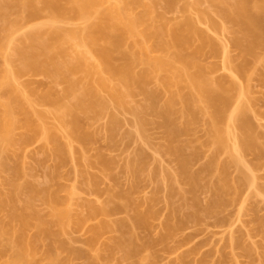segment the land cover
Here are the masks:
<instances>
[{
  "label": "rangeland",
  "instance_id": "obj_1",
  "mask_svg": "<svg viewBox=\"0 0 264 264\" xmlns=\"http://www.w3.org/2000/svg\"><path fill=\"white\" fill-rule=\"evenodd\" d=\"M134 1L137 3L126 7L123 0H103L98 7L100 12L96 10L95 12L97 13H91L85 18H77V16L72 17L71 14H69L71 17L65 15L68 13L66 7L67 12L65 10L64 12L66 13H62V15L64 14L65 16L61 19L55 18L56 20L53 19V16V20L50 18L51 15H53L51 12L43 10L36 15H34L36 11H32L34 16H31L32 12L30 16H28L30 9L28 10L26 8H20L9 15L8 19L16 21L17 26L14 31L10 33V41L8 40L9 45L6 44V46L0 50V71L3 70L4 72L2 73L5 74V76H3L4 78L1 77L2 79H0V87L2 91L8 92L10 90L8 87L10 86L9 83L12 84L14 88L12 92L19 96L17 104L24 106L26 110H28L29 115H26V120L29 118L27 116H30L29 121L32 127L28 124V127L30 126L31 128H24L27 126L26 123L29 122H26L25 126L24 124L22 125V123H24L23 119L25 118H23L22 115L19 116L20 113L18 112V120L22 121V123L20 124L19 121L20 126L17 128L14 126L12 129L13 136L10 134V138L11 136L13 138H11L12 144H7L9 147L5 145L6 142L2 145L3 147L0 145L2 149L6 146V148H4V157L1 155L2 163L4 164H0V198H3V204H1L2 206L0 205V224L2 225L0 226L3 228L5 227V230H7H4L6 235L1 233L3 236L0 235V244L8 246L9 240L12 242L18 234V238L23 237L24 239H22V241H30L29 244L33 246V248H31L34 253L32 257L29 258V261L32 262L34 260L35 264L37 262L39 264H49V259L47 257H49L51 253L54 254V251L58 249L59 253H56L58 261L55 259L53 263L52 259H50V264H58V262H61L63 259L64 262L62 261L61 264H94L95 261V264H130L132 263L130 259L133 260L134 258L133 264H264V234H262L261 231L262 228H264V224H262L264 223V156H260V159L256 152L253 151V153L251 150L249 151L247 149L243 150L242 147H240L241 145L239 146L241 143L239 141H242L240 139L243 137L241 135L242 133H240L241 131H239L240 129H238L239 124L235 121H231L232 116L231 118L229 117L230 122L225 118L227 122L222 121L223 123H221L228 132H226L228 134L226 150H230L227 151L228 153H232L233 151L234 153L232 154L236 159L238 157L240 160L237 159V161H239V169L237 170V166L235 168L232 167V164L229 166L226 165L229 169L225 167L227 171L224 169L223 175L225 176V181L228 180L227 184L231 186L229 187L232 190L229 191L232 193L229 194V192H227L229 195H223V199L228 201L227 203L224 202L225 204H221L222 206L224 205L223 207L217 205V208L213 207L209 209L210 207L208 205L211 203L209 201L215 200V196L214 193H211V189L210 191L208 190L210 188H208V186L215 181V178L218 179V174H220V172L218 174L212 172V174L215 175L208 173V176L206 175L207 173H205V175L202 174V182L199 183L201 185H199L198 188H194L197 189V192L187 191L189 189L187 188L188 186L178 177V159L173 153L170 154L166 151L169 144L165 142V129H163L164 127L161 128V118H157V115L149 114V112L146 113L147 116L144 115V118L146 116V118L150 120L145 119L150 122L147 126H144L143 129L139 130L137 124H135V122H138V119L136 120L137 116L127 111V108L123 110L114 105L115 102H112L114 100L109 97L110 95L105 89L102 87L100 88V83L103 82L106 86L113 87L116 85V81L104 73V71L99 70V62L96 57L90 54V51L88 50V52L85 48V45L86 47H88V45L87 43L85 44L86 41L84 42L82 40V36L83 33H86V29L89 28L90 25L96 23L97 14L101 13V11L110 7H116L121 10V12H125V14L137 16L143 11L142 6L146 4L149 7H147V9H149V21H151L155 27H158L157 30L160 29L161 34H159L163 35L160 36L163 40L166 39L170 41L171 37L175 34L177 35V33L179 34V32H182V34L185 33V35L187 34L186 36L188 37H185V35L184 37L188 43H185V48L183 46L184 50L182 51L184 52H182V54L186 53L190 55V53H194L192 55H196L195 58H198L196 59V63L203 66L201 67L202 69L205 68L203 69L206 73L204 75H207L212 81H224L226 84H229V82L233 83L232 85L234 88L231 89L229 93L231 101L228 102V106H225L224 116L227 117L235 114L237 107L243 106L245 108V112L243 111L245 116H243V118H246H242V120L248 123L250 122L251 124H249L251 127L253 125L254 128L252 127V129L253 131L255 130V138L258 137V140L256 139L257 143L259 141L261 145L264 143V59H262L264 53L260 52V49L257 51L260 55L262 54L260 59L261 62L255 65H253L254 61L249 57H247L249 59L245 58L247 60L244 61L241 59L239 48L234 44V39H236L238 34L235 31L236 29H234L235 27L231 25L230 22L225 21V19L223 20L221 8H219L218 4L216 6L219 0ZM143 27L139 26L136 28V31H144L142 29H145V27ZM54 30L59 31L61 36L67 38L60 45L63 49L61 51L64 53L59 55H62L61 57H57V63L62 65V67L59 66L60 68H58L55 62L56 60H54L53 65L56 64V68H58L56 69L53 65L51 66L52 63L50 64L47 60L45 62L42 61V64L40 63V66L43 67L40 69L39 65L37 67V64H39L37 62L40 61L33 60L34 62L32 63L28 62L31 64L30 67H32L33 64V68L27 69L29 68V66L26 65L27 60L25 61L22 58L19 59L17 54H15L17 53V49L20 50V48H22L21 50L24 51L23 48H28L29 45L27 46V44L29 42H27L28 39L26 40L25 37H27V35L37 34L39 37L50 39V34ZM57 36L59 35L57 34ZM51 38H53V36ZM61 38L58 39L62 41ZM154 39H143L141 41V46L143 47L141 53L146 54L147 57L156 58L161 55V52L157 50L158 48L154 47L155 41H157ZM60 40L58 41L59 43ZM15 49L16 51H14ZM126 50H128V48ZM136 50L138 51V48H136ZM81 56L85 59L83 60L82 57L83 62H85L84 65L78 62V60H80L78 57ZM243 64V72L247 77L249 76L248 78H245V75V77H242L243 74L236 73V68ZM135 66L134 71L137 74V72L139 73V71H141L140 69L142 66ZM34 67L39 70H35ZM66 67L69 70L73 68L77 69L75 71L70 70V73L69 70L67 72L62 70L66 69ZM69 81L75 82L73 89L71 88V84L69 87ZM2 83L7 84L4 85ZM145 86V88H148L147 90H153L154 88L161 89L159 81H156L154 77L152 81L147 82ZM89 89H91L89 93L95 90L99 99L104 102V106L102 108L100 106L98 110L93 109V111H91L92 109L86 111H83V109L77 110L74 106V100L76 101V99L82 96L80 95L81 93H85V91ZM137 93H134L133 96L128 98L126 104L128 108H135L137 105L143 106L145 103V97L143 98L140 93L138 95ZM166 95L167 94H162L159 96L165 101L164 98ZM160 97H158V99ZM54 99L56 100L54 101ZM72 104L74 108L71 106ZM97 106L99 105L97 104ZM67 107H70L73 111L71 110L70 113V109L68 111ZM68 112L70 115H73L75 121H71L72 117L68 115ZM113 117L116 122L112 127L110 124H113V122L110 120ZM75 122L77 123L76 130L74 129L75 126H72L73 123L76 125ZM197 122L196 125L194 123L191 133L188 132L178 138L179 142L184 146L183 152H188L184 153L185 157L188 156L189 158L191 156L190 158L192 160L189 159V163L191 164H188L190 172H197L203 165H207L208 161L214 156L213 159H215V161L217 158L216 163H222V165L223 162H226L224 161L225 159L228 160L226 156L228 153L226 151L225 153H221L220 151L214 153L215 155L212 154L213 150H211V148L209 149V146L205 143V126L201 124V120ZM77 131L81 133L82 137L81 135L79 137ZM83 135H86V138ZM77 137L78 139L81 138L80 141L85 139L80 142ZM0 144H2L1 140ZM186 147L188 149H186ZM171 155H173V157ZM209 155L212 157L210 158ZM135 156H139V160L142 162L140 164L142 167L138 162V165H136L137 167L134 166L139 170L137 171L138 173L136 172L138 177L134 174L135 172L132 173V175L129 171L127 174L125 172L127 170L126 165H128L133 158L135 159ZM107 162H110V166L109 164L107 165ZM104 164L106 165L104 166ZM176 164L178 166H176ZM240 168L245 175L241 182H239L241 179L239 177L242 176ZM140 170L142 173H140ZM15 171L16 173L18 172L17 175H15ZM169 172L172 174V177L175 175L177 176L178 172V179L175 178L176 176L174 177L175 179H173ZM216 175L217 177H215ZM171 178L173 181L170 180ZM210 179L212 182L209 181ZM245 179L246 182L244 184L243 182ZM170 181L173 182V184L177 182V184L172 185L173 190H171L172 183H170ZM128 183H130V186ZM27 184V187L31 186L30 188L34 189L36 193H28L30 188L24 189V186ZM204 184L208 185L205 186ZM233 184L234 189L232 188ZM133 185L134 187H131ZM200 186L206 190L202 189ZM15 187H18L19 190L17 192L18 194H16L17 196L15 195L16 198H11L14 200L12 202L10 201L11 199H8L10 198V193L12 194H10L11 197L13 196L11 191L15 189ZM128 187H130V190ZM126 188L127 192L125 191ZM47 189L50 193H56L54 194L55 197L58 196V205H56V207L58 206L62 209V213L66 212L65 218L63 220L61 219L62 222L59 223V221H57L60 225H58V223L56 225L55 223L56 220L59 219L55 218V220L54 217L51 216L52 209L50 208L52 207L50 206L49 208V205L43 202L42 197L44 196L43 198L45 199ZM168 190L170 192L174 191V193L171 192L173 194H170ZM207 190L209 192H206ZM41 191L45 195L42 196ZM114 192H116L117 195ZM117 192L121 195L120 198L122 196L124 198L127 197V201L130 200V202L123 201L124 198L122 200L116 197L118 196ZM179 192L183 193L178 194ZM29 194L35 197L32 196V198H30ZM168 194L170 195L169 197ZM181 196L183 198H181ZM110 197L112 199H109ZM4 198L8 199L4 201ZM1 200L2 199H0V203H2ZM59 201L61 203L60 205ZM206 201H208L207 206ZM115 202L118 203H116L117 207L119 206L118 208H122L121 212L117 208L116 210L119 212L113 210L115 213L111 211L112 214L109 212L110 215L98 214V210L101 207L111 208ZM127 203H130L128 204L129 207L125 205ZM121 204L126 207H121ZM205 207L207 208L205 209ZM134 208L136 209L134 212H136L138 217L136 214L134 215V213L131 214ZM146 209L149 211H146ZM24 210L28 211V214H31V216V212H33L34 215L36 214V218L33 217L35 220H44L43 223L39 221L42 223V225H40L38 221L32 219V222L38 223L37 225L44 227V223L45 226L50 224L48 227H45V229L47 228L46 232L48 234V232L51 231L49 235H54L56 238L54 236H52L53 238L48 237L46 234H44V236L46 235L47 237H43V233H40L39 229L32 228L33 226L36 227L35 223L32 226L31 224L33 223L30 224L28 222L26 226L22 227L20 226L21 224L17 222L16 218L12 219V217H10L13 216L10 215L13 214V211H21L24 214ZM95 210L97 213L95 212V214H93L92 212ZM152 211L154 214L151 216ZM147 212L150 213L147 214ZM169 212L173 214L171 213V215ZM19 213L20 212H17L16 215ZM145 213L148 218H146ZM178 213L180 215H178ZM128 215L131 216L130 219L137 217L135 220L141 217L139 218L140 221H137L139 222L138 225L136 221L133 222L134 219L131 220L138 228L140 227L141 230L133 227H131V230L134 229V231H136L134 232V236L137 233V238L135 237L134 240H138L137 243L141 245L143 243V246H145L144 248L137 244L140 248L142 247V249H145L144 252L139 248L140 253L137 251L141 257L143 256V260L139 258L138 254H135L136 257L132 256L130 259L129 257H125V259L122 253L123 251L118 250L119 246L117 248V245L114 244L117 242V238L126 239L129 237L128 230L125 228H117L114 224L118 222V220L120 221L121 218L123 220L128 219ZM172 217L173 219H171ZM130 219H128L129 222L127 223H131ZM141 221H144L143 225L145 228L143 227V229ZM100 222H108L109 225L111 224L110 228L109 225H107L108 227H103L104 230L99 228L100 231H98L97 228L99 225L102 228V223ZM179 223H182V225L178 226L180 225ZM135 224L132 225L136 226ZM164 225H166L168 229L170 228L169 232L165 229ZM175 225L177 226L176 229L174 227ZM171 226L173 228H171ZM94 228L98 231H96L97 233L93 231ZM119 229L122 234L123 232L121 229L124 231L126 230L128 235H126V233L122 235L118 232ZM166 232L171 233L168 234ZM163 234L167 235L163 236ZM163 237L166 238L164 239ZM146 240L148 241L147 244L144 243ZM150 240L151 243H149ZM11 245L13 246L11 247L9 245L10 248H8V251L5 253L3 252L4 254H0V264L11 261L13 255L15 256L14 251L18 247L16 248V244L15 247L14 244ZM146 245L150 246L147 248ZM58 246H64L63 249L65 250L60 247L57 248ZM52 248L54 250L53 252ZM62 251L64 253H62ZM47 252L50 253L49 256ZM54 256L57 257L55 254Z\"/></svg>",
  "mask_w": 264,
  "mask_h": 264
},
{
  "label": "bare ground",
  "instance_id": "obj_2",
  "mask_svg": "<svg viewBox=\"0 0 264 264\" xmlns=\"http://www.w3.org/2000/svg\"><path fill=\"white\" fill-rule=\"evenodd\" d=\"M102 1L103 0H0V50L3 47H5L6 44L9 45L8 40L10 41V39H9L10 33L13 32L14 29L16 28V26H17V22L16 21L8 19L9 15L11 13H13L14 11L16 12L20 8H23V9L26 8L28 10L30 9L31 11L29 10V13H28L29 15L28 16H30V13L32 11H34V12L36 11L35 14H34V15H36L38 12L43 10V11H49V12H51L53 14L50 17L51 19L53 17H54L53 19H55V18L56 19H61L65 15H69V14H71L72 17H76L77 16V18L78 17L85 18V17H87V15L89 16V14L94 13L96 10H98L97 12H100L98 7L101 5ZM123 3H124V5L126 7H129L130 5H133V4L137 3V2H135L134 0H123ZM217 4H218L219 8H221V12L222 13L221 12L220 13L222 14L223 20L225 19V21L230 22L231 25H233L235 27L234 29H236L235 31L238 34L237 37L238 36L239 37L238 38L236 37V39H234L235 40L234 44L236 45L237 48H239L238 50L240 51L239 55L241 56V59L244 61V60H247V59L251 58V60L254 61L253 62L254 64L252 63L253 65L258 64V62H261L260 59H261V55L262 54L260 55V53H257V51L260 49L261 50L260 52L264 53V51H262V50H264V0H219V2L216 3V6H217ZM65 7L68 9V13L67 14H65L67 12V9ZM142 7H143V11L141 12V14H139L137 16H130L128 14H125V12L123 13V11L121 12V10H119L116 7H110L108 9L104 10V11H101V13L97 14V19L95 20L96 23L93 22L94 24L92 23L93 25H90L89 28L86 29L87 31L85 30L86 33L85 34L83 33L82 40L84 42L86 41L85 44L87 43V45L89 47L88 48L85 45V48L87 49V51L88 50L90 51V54H92L94 57H96L97 61L99 62L98 63L99 67H100L99 70L100 71H104V73H106L107 75H109V77H112V79L116 81V85L113 86V87H108V86L105 85V83L101 82L100 83V88L102 87L103 89H105V91L110 95L109 97H111L112 100H114L112 102H115V104H114L115 106H117L119 109L121 108L123 110L125 108H127L128 109V110L126 109L127 111H130V113H132V114L134 113L133 115L137 116V118L136 117L135 118H136V120L138 119V122H135V124H137L139 130L143 129V127L147 126V124L150 122V121L146 120V119H148V118H146V116H147L146 113L149 112V114L157 115L158 116L157 118H161V121H162L161 125L162 126L161 125L160 126H161V128L164 127L163 129H165V131L164 130L163 131L165 132V138H166L165 142H168V144H169V146H167L168 144L166 145L167 148L165 147L167 150L166 149H164V150H166L167 153L168 152L170 154L173 153V155L178 159L177 163L179 162V167H177V168L179 170L178 169L177 170L179 171V176H178V172H177V176L179 177L180 180H182V182H184L188 186L187 188H189V189L187 190V188H186L187 191L195 192L197 190V189H194V188H198V186L201 185L199 183L202 182V179H201L203 177L202 174L205 175V173H207L206 175L208 176L209 175L208 173L212 174V172H215V174L216 173L218 174L220 172V174H218V179L215 178L214 182H212L211 179L209 180L212 183H211V185L209 184L210 186H208V188L209 187L210 188L209 189L207 188L209 191L211 189V191H212L211 193L212 194L214 193L215 200L213 199V200L209 201V202H211L210 205H208V201H206L207 202L206 206L208 205L210 207V208L208 207L209 209H212L213 207L217 208L218 207L217 205H219V207H220V205L222 203L225 204V203L228 202V201L223 199V197H224L223 195L228 194L227 192H229V194L232 193V192H230V191H232L230 189L231 186L227 184L228 180L225 181V176L223 175L224 171L226 170V168H228V166L230 164H232V167H234V168L237 166V170H238L239 169L238 168V163L240 161L235 154L234 155L237 157V159L239 161H237V159L233 156L232 153H234V152L232 150H231L232 153L231 152H229V153L227 152L229 150V149L226 150L227 149V135H228L227 133L228 132H227V129L225 128V126L223 127V125L221 123L227 122V121L230 122L229 117L231 118V116H232V120L231 121H233V122L235 121L237 124H239V126H238L239 128L238 129H240L239 131H241L240 133H242L241 135L243 136L242 139H240L242 141H239V142H241L239 144V146L241 145L240 147H242L243 150L247 149L249 151L251 150L252 152L254 151V152L257 153V155L259 157L260 156L262 157V156H264V150H262V149H264V143H262V145L259 143V141H258V143L260 145L257 143V140H258L257 138L258 137L255 138L256 134L254 133L255 130L253 131V129H252L253 125L251 127V125H250L251 123L250 122H249L250 123L249 124L247 121L242 120L243 116H245V113H244L245 112L244 111L245 108L243 106H240V107L238 106L237 110L235 111V114L229 115L227 117L224 116L225 115V106H228V102L231 101V98H229V96H230L229 93L231 92V89L234 88V86L232 85L233 83L229 82V84L228 83L226 84V83H224V81L223 82H220V81L216 82L218 80H216L214 82V80L212 81V79L208 78L207 75H204V74H206L205 71H203V69H205V68L202 69L201 67H203V66H201V65L196 63L197 62L196 59H198V58H195L196 55L195 56L192 55L194 53H190V55H188L186 53L182 54V52H184L182 50H184V48H185V43H188V42H186V38H185V37H188V36H186L187 34L185 35V33L182 34V32L181 33L179 32V34L177 33V35L175 34L173 37H171L170 41H167L166 39L163 40L160 37V36H163V35H160L161 34L160 29L157 30L158 27L157 26L155 27V25H153V23L151 21H149L150 20L149 19V9H147L148 6L146 4H144ZM65 10H66V12H64ZM61 11H63V12H61ZM97 12H95V13H97ZM62 13H64L65 15L64 14L62 15ZM34 15H33V12H32L31 16H34ZM148 22H150V23H148ZM152 25L154 26L155 29L153 28ZM139 26H142V27L144 26L145 27V29H142V30H144V31H141L142 33L136 31V28H138ZM56 31L57 30H54V31H52L53 34L52 33H51L52 35L50 34V36L51 37L53 36V38L48 36L50 39L39 37V35H37V34H31L29 36L27 35V37H25V39L26 40L28 39L27 42L30 43V44L29 43L27 44V46L29 45L28 48L27 47H25L26 49L23 48L24 51L21 50L22 48H20V50H18L16 48L17 49V53H15V54H17V57L19 59L22 58L25 61L27 60L26 65L29 66V68H27V69L33 68V64H32V67H30L31 64H29L28 62L32 63L34 61H40V62H37V63H39V64H37V67L39 65L40 69H42L43 67L40 66L43 63L42 61L45 62L47 60H48L47 62H49L50 64L52 63L51 66L54 63V60H56L55 62L58 65V68L62 67V65L57 63V60H58L57 57H61L62 55L61 56H59V55L61 53H64L63 51H61L63 49L60 47V45L67 38L61 36L59 31H57V32ZM57 34L59 36H57ZM184 35H185V37H184ZM83 37H84V39H83ZM58 38H61L62 41L60 39H58ZM151 38L152 39L156 38L154 40L158 41V42L155 41V46L154 47L158 48L157 50H159L161 52L162 56L160 55V57L151 58L149 56L147 57L146 54H142L141 53V51L143 50V47L141 46V41L143 39H151ZM59 40H60V43L58 42ZM183 46H184V48H183ZM127 48H128V50H126ZM136 48H138V51L136 50ZM16 49L14 51H16ZM154 49H156V48H154ZM59 51H61V52H59ZM82 57L83 56L78 57V59L81 60V61L78 60V62H80L81 64L84 65L85 62H83V60H85V59L83 57V60H82ZM247 57H249V58H247ZM245 58H247V59H245ZM262 59H264V57H262ZM242 60H240V61H242ZM56 64L53 65L55 68L57 67ZM135 65L136 66L137 65L138 66L139 65L142 66V68L140 69L141 71H139V73L137 72V74L134 71V66ZM242 66H244V64L241 65L240 67L237 66L238 68H236V70H237L236 73L238 72L239 74H243L242 75V77H243L245 74L243 72L244 71V67H242ZM246 66H247V64H246ZM35 67H36V65H35ZM58 68H56V69H58ZM76 69L73 68V69H70V70H74L75 71ZM35 70H39V69L35 68ZM62 70H65V72H67L69 69L66 67V69H62ZM255 70H257V69H255ZM0 72H1L0 73V79H2L1 77L5 76V74L2 73V72H4L3 70H1ZM70 73H71V71H70ZM153 77H154V79L156 81L157 80L159 81V85L161 87V89L159 88L160 90L158 88L157 89L154 88L153 90H147L148 88H145L146 87L145 85L147 84V82L152 81ZM248 77L246 76L245 78H248ZM69 82H70L69 83V87H70V84H71V88L73 89V85H75V82H72V81H69ZM2 84L5 85L7 83H2ZM9 85L10 86H8V87H9L10 90L8 92L2 91L1 87H0V140H1V143H2V144H0L1 146L4 144V142H6V144H5L6 146H8L9 144H12L11 143L12 139H13L12 138V136H13L12 129H13L14 126H16V128L19 127L20 124L22 123V121L18 120L19 116L22 115L23 118H25V119H23L24 123H22V125L24 124V126L27 124V126L24 127L25 129L28 127V124L31 123L29 121L30 116H27L29 118H28V120H26V115H29L28 114L29 113L28 110H26V108L24 106H20L19 104H17V102H18L17 99H18L19 96H17L16 94H14L12 92V90H14L12 84L9 83ZM90 90L91 89L86 90V91L84 90L85 93H81L80 95H82V96L79 97L78 99H76V101L74 100V102H75L74 106L76 107L77 110L83 109V111H86V110H91L92 109L91 111H93V109L94 110H96V109L98 110V109H100V106H101V108L104 106V102L101 99H99L98 95L95 93V90L91 91L92 93H89ZM134 93H137V95L140 93L141 96H143V98L145 97L146 100L144 101L145 102L144 104H146V105L143 104V106L142 105H137V106H135V108L134 107H129L128 108L126 106V104L128 102V98L130 96H133ZM161 93L162 94H167L166 97L164 98L165 101L163 100L162 97L159 96V95H162ZM96 95H97V97H96ZM158 97H160L163 102L161 101L160 98H159L160 99L159 100ZM55 100L56 99H54V101ZM146 101L148 102V104H147ZM160 101H161V103H160ZM97 104L99 106H97ZM71 106L73 107V104ZM67 109H68V111L70 109L69 112L71 113L72 109L70 107L69 108L67 107ZM18 112L20 113L19 116H18V114H19ZM70 113L68 115L72 117L71 121L73 122V121H75V119H74L73 115H70ZM144 115H146L145 116L146 119L144 118ZM225 118H226L227 121H225ZM245 118H243V119H245ZM148 120H150V119H148ZM200 120L203 122V123L201 122V124L202 125L204 124V126H205V129H204V132H206V141H205V143L209 146V149L211 148V150H213L212 154L218 153L220 151H221V153H225V151H226L228 153V154L226 153L227 154L226 156L228 157V160L225 159L224 161H226V162L228 161V162L227 163L223 162V165H222V163L221 164L220 163H216L217 162V158H216V161H215V159H213L215 156L214 157L211 156L212 157L211 158L210 155H209L211 160L208 161L207 165H205V166L203 165L202 168L201 169L199 168L200 170H198L197 172L196 171L195 172H193V171L190 172L189 168H188V164H191V163H189L190 162L189 159H191L190 158L191 156L189 158H188V156L185 157L184 153L186 151L183 152L184 146H183V144H181L179 142L178 138L181 135H185L188 132L191 133V130L193 128L194 123L196 125V122L200 121ZM19 121H20V124H19ZM110 121L113 122V124L112 123L110 124L113 127V125L116 122L114 117L111 118ZM26 122H29V123H26ZM157 122H159V121H157ZM73 124H72V126L73 127L75 126L74 127V129H75L76 126H77V123H76V125L75 124L73 125ZM149 125H151V124H149ZM31 127H32V125H31ZM31 127L29 126L28 129H30ZM22 128H23V126H22ZM141 132H144V131H141ZM10 134L12 135L11 136L12 139L10 138ZM80 135H81V133H79V137H80ZM81 137H82V135H81ZM84 137L86 138V135ZM77 139H78V137H77ZM80 139L81 138H79L78 140L80 141ZM83 140H81V141H83ZM186 144L188 145L187 142H186ZM207 145H206V147H207ZM6 146L4 148H6ZM4 148L2 149L0 147V162H1L0 164L1 165L4 164V163H2V159H1V155H3L2 157H4V153H5L4 152L5 151ZM186 149H188V148L186 147ZM222 151H224V152H222ZM186 153H188V152H186ZM230 153H231V155H230ZM256 153H255V156H256ZM190 154H191V152H190ZM173 155H171V156L173 157ZM136 156H137V154H136ZM136 156H135V159L133 158V160L129 164L127 163L129 166L126 165V169H127L125 171L126 174H127L128 171L130 172L131 175H132V173L135 172L134 174H136V172L139 171V170H137V168H136L137 166L136 165H138V164L140 165L142 162H141V160H139V156L138 157H136ZM198 157H199V154H198ZM261 157H260V159H261ZM137 162H138V164H137ZM104 163H106V162H104ZM98 164H99V162H98ZM108 164L110 166V162L109 163L107 162V165ZM218 164H220V165H218ZM105 165L106 164H104V166ZM226 165H228V166H226ZM233 165H235V166H233ZM134 166H136V167H134ZM140 166L142 167V165H140ZM176 166H178V165L176 164ZM239 166H240V164H239ZM123 169H125V168H123ZM16 171L14 172L15 175H17V173H18V172L16 173ZM216 171H218V172H216ZM241 172H242V169H241ZM140 173H142V171ZM215 174H212V175H215ZM171 175L172 174L170 173V176ZM212 175H210V176H212ZM133 176H135V175H133ZM136 176L138 177L137 174H136ZM175 176H173V177L171 176V177L173 179H175V178H177V176L176 177ZM243 176H245L244 172H242V176L239 177V178H241L240 180L238 179L239 182H241L243 180L242 179ZM215 177H217V175ZM172 178L170 180H172ZM244 178H247V177H244ZM167 180H169V179H167ZM245 182H246V179L244 180L243 183L245 184ZM170 183H172L171 184V188H172V185L177 184V182L175 184H173V182H171V181H170ZM178 183H180V182H178ZM235 183H237V182H235ZM129 184L130 183H128V185ZM181 185H182V183H181ZM207 185L208 184H206L205 186H207ZM27 186H28V184L24 186L25 187L24 189H26V188L29 189L31 187V186H29V187H27ZM169 186H170V184H169ZM131 187H134V185L131 186ZM129 188L130 187H128V189ZM232 188L234 189V184H233ZM94 189H95V187H94ZM132 189H134V188H132ZM157 189H158V187H157ZM193 189H194V191H193ZM202 189H205V188H202ZM18 190H19V188L15 187V189H13L11 191L13 193V196L11 197L12 194L10 193L11 194V195L9 194L10 198L9 199L7 198V199L10 200L11 198H16V196H17L16 194H18L17 193ZM171 190H173V188ZM208 190L206 192H209ZM44 191H45V189H44ZM125 191L127 192V188H126ZM32 192H34V189L30 188L28 193L32 194ZM43 192H42V196L45 195ZM46 192L47 193H46L45 199L43 198L44 196L42 197V199H43L44 203L49 205V208H50V206L52 207V208H50V209H52L51 210V214H52L51 216H53L54 219L55 218L59 219V220L55 219L56 220L55 223L57 225V223H58L57 221H59V223H61L62 220L65 218L66 212L64 211L65 213H62L63 210L60 209L58 206L56 207V205H58L57 204L58 203V199H57L58 196L55 197V195H54L56 193H53L52 190H51L52 193H50L48 189L46 190ZM171 192L174 193V191H171ZM171 192L169 191L170 194H173ZM183 192H181V193L179 192L178 194H182ZM34 193H36V192H34ZM114 193L116 194V192H114ZM211 193H208V194H211ZM115 194H113V195H115ZM32 196L30 195V198H32ZM120 196L121 195H119V193H118V196H116V197L120 198ZM169 196L170 195L168 194V197ZM33 197H35V196H33ZM111 197L109 199H112ZM185 197H187V196H185ZM119 198H118V200H119ZM123 198L124 197L122 196L120 199L123 200ZM181 198H183V197L181 196ZM212 198H214V197H212ZM0 199H2L1 200L2 203H0V205H1V204H3V198H0ZM5 199L6 198H4V201H5ZM127 199L128 198L126 197V198H124L123 201L130 202V200L127 201ZM10 201L13 202L14 200L11 199ZM119 201L122 203L121 200H119ZM111 202H114V201L112 200ZM193 202H194V200H193ZM116 203L117 202H115L114 205H116ZM60 204L61 203L59 201V205ZM128 204H130V203H127L125 205H128ZM114 205H112L111 208H108V207L107 208L101 207L100 209L97 208V209H99L98 210V214L100 213L101 215H110L111 211L114 212L119 207V206L117 207V205L116 206H114ZM125 205L121 204V207L124 208ZM131 205H132V203H131ZM184 205H186V204H184ZM193 205H194V203H193ZM212 205H216V206H212ZM128 207H129V205H128ZM182 207H184V206H182ZM58 208L60 209L61 212L59 211ZM206 208L207 207H205V209ZM121 209L118 208V210H120V212H121ZM218 209H220V208H218ZM27 210H28V208H27ZM118 210H116V211H118ZM147 210L148 209H146V211ZM180 210H179V212H180ZM134 211H136L135 208L131 212V214L134 213V215H135L136 212H134ZM15 212L16 213L20 212V213L16 215ZM15 212L13 211L12 212L13 214H10V215H13V216H10V217H12V219L16 218L17 222L21 224V225L19 224L20 226L24 227V226H26V224H28V222L30 224L33 223V224H31L32 226L34 225L35 222H32V219L35 220L34 218H36V216H35L36 214L34 215L33 212H31L32 213V216H31V214L29 215L28 211H26V210H24V214L21 211H15ZM95 212H96V210L93 211L92 213L95 214ZM29 213H30V211H29ZM148 213H150V212H147V214ZM147 214H146V218H148ZM152 214H154L153 211L151 213V216H152ZM90 215H91V213H90ZM176 215H177V213H176ZM178 215H180V214L178 213ZM133 217H135V216H133ZM137 217H138V215H137ZM137 217L136 218H132V219H134L133 222L140 221L139 218H141V217H139L138 220H135V219H137ZM176 217H175V219H176ZM130 218H131V216L128 217V219H130ZM188 218H190V217H188ZM128 219H126L127 221L125 219L123 220L122 218H121L120 221L117 219L118 222L114 223L117 228H125L129 232V237L126 238L127 240L125 238L124 239H121V238L118 239L117 238V240H116L117 242L114 241L115 242L114 244L117 245L116 246L117 248L119 246L118 250H122L123 251L122 253L124 254V258L125 257L126 258L129 257V259H130V257H132V256L136 257L135 254L136 255L138 254L139 258H142V260H143V256L141 257L140 254H139L140 253L139 249H142V247L140 248V246H139L141 244L137 243L138 240L137 241H136V239L134 240V238L136 237L137 233L134 236V232H136V231H134V229L131 230V227L138 228L137 225H138L139 222H137L136 223L137 225H136L135 223H133L131 221L132 219H130L131 223H127V222H129ZM171 219H173V217ZM19 220H20V222H19ZM141 220H143V219H141ZM35 221H38V220H35ZM39 221H41V220L39 219ZM41 222L43 223L44 220H42ZM41 222H39L40 225H42ZM108 222H110V221H108ZM108 222L107 223L105 222L106 224L103 223V222H100V223H102L101 224L102 228L99 225V227L97 228L98 231H100V229L102 230L103 227L106 228V226L109 225ZM143 222L141 221L142 229L144 227ZM180 222H182V221H180ZM59 223H58V225H60ZM37 224L35 225L36 227L33 226L32 228L39 229L40 233H43L42 234L43 237H47L46 235H48V237L54 236L52 234H51L52 236L49 235V233H51V231L47 230V231H49L48 234L46 232L47 228L45 229V227H48L50 224L47 223L48 226L47 225L45 226V223H44L43 224L44 227H42L40 225H37ZM132 224H135L136 226H133ZM262 224H264V223H262ZM110 225H109V228H110ZM166 225H164V227L169 232L170 228L168 229V227H166ZM181 225H182V223L180 225H178V226H181ZM1 226H0V235L5 234L4 230L6 229L5 227L3 228ZM37 226H38V228H37ZM172 226H171V228H173ZM174 227L176 229L177 226L175 225ZM40 228H42L43 230L40 229ZM138 229L141 230L140 227ZM121 230H122L123 234L126 233V235H128V232H126V230L125 231L123 229H121ZM5 231H7V230H5ZM93 231L96 232L97 231L96 228H94ZM261 231H262V234H264V228H262ZM118 232L121 233L120 229H119ZM168 232H166V233H168ZM170 233H168V234H170ZM44 234H46V235L44 236ZM164 235H167V234H163V236ZM39 236H40V234H39ZM161 237H162V235H161ZM161 237H159V238H161ZM168 237H169V235H168ZM55 238H54V241H55ZM163 238L165 239L166 237H163ZM22 239H24V238L23 237H19L18 238V234H17V237H15L14 240L12 239L13 241L11 240L13 243L10 242V240H9L8 246H5V245L3 246L2 244H0V254H2L3 252L5 253L6 251H8V248H10V246L11 247L13 246L11 244H14V247H15V244H16V248L18 247L14 251L15 256L13 255V259L11 261H9V262H5V263H2V264H32L34 262V260L32 262L29 261V258L32 257V254L34 253V251L32 249L33 246H31L29 244L30 241L29 242H27V240H25V241L23 240L22 241ZM135 241H136V243H135ZM228 241H230V240H228ZM231 241H232V238H231ZM147 242L148 241L146 240V242H144V243L147 244ZM61 243H62V241H61ZM149 243H151V240H150ZM28 244H29V246H28ZM137 244H139V245H137ZM141 246H143V243H142ZM149 246L150 245H148L147 248ZM59 247L61 249H63L64 246H62V247L58 246L57 248H59ZM143 247L145 248V246H143ZM53 248H54V246H53ZM53 248H52V252L55 250V248H54V250H53ZM144 248L142 249L143 252L145 251ZM147 248H146V250H147ZM69 249H67V250H69ZM58 250L54 251L55 252L54 254L56 256H57L56 253L58 252ZM63 250H65V249H63ZM245 250H246V248H245ZM72 251H74V250H72ZM62 253H64V252L62 251ZM54 254L51 253L52 256L50 255V253L47 254L48 256L50 255L49 257H47L49 259V262H48L49 264H50V259H52V262L55 261V259H56V261H58L57 260L58 256L55 257ZM60 254H59V257H60ZM66 255H67V253H66ZM51 257H53V258H51ZM69 257H70V255H69ZM97 258H98V256H97ZM48 259H47V261H48ZM134 259L133 260L130 259V261L132 262L130 264H133ZM62 261L61 262L59 261L58 264L59 263L61 264ZM125 261H127V260H125ZM28 262H30V263H28ZM95 263H96V261L94 262V264ZM33 264H35V262ZM36 264H39V263L37 262Z\"/></svg>",
  "mask_w": 264,
  "mask_h": 264
}]
</instances>
